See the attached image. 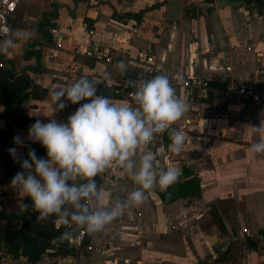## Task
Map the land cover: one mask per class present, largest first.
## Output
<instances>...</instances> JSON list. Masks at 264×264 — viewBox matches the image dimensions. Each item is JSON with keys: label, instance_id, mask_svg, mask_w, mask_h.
<instances>
[{"label": "crops", "instance_id": "0c3cea01", "mask_svg": "<svg viewBox=\"0 0 264 264\" xmlns=\"http://www.w3.org/2000/svg\"><path fill=\"white\" fill-rule=\"evenodd\" d=\"M233 1L183 0L189 5L188 15L184 16L182 10L179 20L169 21V0H22L14 13L15 29L0 41L13 39L16 43L15 48L0 50V54L6 61L4 74L12 104L30 119L25 128L14 127V137L24 140L21 146L13 139L11 148H17L18 158H27L29 148L38 157H46V150L27 136L36 120L47 123L48 116L53 115L49 95L53 88L67 87L87 77L96 82L98 94L117 102L99 87L118 84L150 53L158 66L172 64L183 73H201L209 82L211 96L210 105L198 99L187 101L189 110L177 122L190 128L204 120L205 130L196 144L174 154L181 164L179 180L196 179L198 193L165 204L155 190L148 204L126 210L104 232H85L83 244L96 245L91 253L58 256L56 264L60 260L67 264H264V250L250 239L245 238L241 244L236 241L243 238V227H264V156L249 151L250 144L259 139L249 126L259 125L264 106L254 108L222 98L223 89L231 81L264 82V7ZM156 3H161L160 7L143 14L140 21L133 15ZM54 5H58L57 17L46 29H56L59 41L51 33L52 41L47 42L38 21L49 15ZM69 8L74 9V16ZM173 23L177 28L170 37ZM17 30L27 33V38L18 39L13 35ZM242 35L252 43L250 49L242 45ZM33 41L41 44L31 46L40 50L39 60L24 55V46ZM92 47L103 49L106 57L86 56L85 51ZM120 61L127 64L126 73L116 67ZM105 73L110 74L108 79ZM65 103L64 110L54 113L58 122L66 123L77 110L67 100ZM4 116V103L0 101V129L7 126ZM7 168L0 151V208L9 212L27 203L12 185L13 177L5 174ZM99 178L109 202L119 197L101 186L104 180L133 182L124 170L115 179L105 175ZM61 223L54 218L56 228ZM172 224L177 228L171 229ZM21 225L20 219H0L1 264H31L22 255L13 258L7 250L9 230H18ZM78 230L73 228L72 235Z\"/></svg>", "mask_w": 264, "mask_h": 264}, {"label": "clouds", "instance_id": "9594fccd", "mask_svg": "<svg viewBox=\"0 0 264 264\" xmlns=\"http://www.w3.org/2000/svg\"><path fill=\"white\" fill-rule=\"evenodd\" d=\"M13 35L26 39L28 34L17 30ZM13 39L0 43V50L15 48ZM116 67L127 72V64L120 61ZM105 73L104 78H109ZM135 89L134 103L114 102L98 94L96 82L81 77L67 87L53 88V115L48 122L41 120L30 125L27 139L40 144L46 157H38L32 148L28 157L20 159L17 148L10 155L20 164L21 171L12 179V185L31 200V209L38 213L37 221L56 217L68 229L52 242L72 238V229H82L89 235L102 233L126 210L140 207L154 190L166 192L180 178L176 167L157 169L155 155L145 149L158 135L167 133V150L179 155L185 146L186 135L174 127L189 110L187 101L178 96L167 74L151 79L129 80ZM72 105H80L66 123L58 122L54 113ZM85 101L84 103H81ZM260 123L249 128L259 139L250 144L249 151L264 156V112ZM14 143L23 146L20 136ZM124 170L136 187L125 199L111 202L97 182V178L112 167ZM28 211V206L21 204Z\"/></svg>", "mask_w": 264, "mask_h": 264}, {"label": "built area", "instance_id": "2783aa9c", "mask_svg": "<svg viewBox=\"0 0 264 264\" xmlns=\"http://www.w3.org/2000/svg\"><path fill=\"white\" fill-rule=\"evenodd\" d=\"M22 0H0V41L10 35L15 29L14 13L18 9V6ZM177 28L175 23L171 24L170 31L168 32L170 37L174 36V32ZM51 33L55 34L56 42L58 39V32L56 29L52 28ZM242 42L246 48L250 49L252 43L242 35ZM171 47V44H168ZM31 49V48H30ZM86 56L102 58L106 57L103 49L99 47H92L85 51ZM109 61L108 58L105 59ZM158 66L154 54H147L144 56L141 64L129 75L125 76L120 82L114 86L105 87L104 85L99 87V90L103 93L115 97L118 101L125 100L129 103H134V91L135 89L128 85L129 80L137 79H151L152 77L159 74H167L170 78L172 86L176 89L178 96L183 97L186 101L203 100L207 97L208 93V82L207 79L199 72H185L183 73L181 69L177 66ZM6 68V61L2 58L0 54V81L2 79V73ZM227 71L230 70L229 66H226ZM222 98L224 100H239L244 104L252 106L254 108H260L264 106V82H259L253 79H247L243 81H231L222 91ZM82 101L81 103H84ZM182 130L186 135L185 146L195 145L198 141L200 135L203 134L205 130L204 120L197 122L194 127H186L185 125H174ZM170 139L167 133L158 135L154 138L152 143L148 146L145 151H152L155 155V166L157 169L162 166L167 167H177L180 169L181 164L178 160L174 159V154L167 150V146L170 143ZM184 146V147H185ZM181 170V169H180ZM122 171L119 167H112L110 170L104 173L107 178L115 179L119 173ZM102 175V176H103ZM182 175V170H181ZM177 226L172 224L171 229H176ZM242 235L246 239H250L259 249L264 250V227L261 229H251L245 226L241 229ZM85 235V231L82 229L78 230V233L73 236L68 243L73 248V255L81 253H91L96 245L86 243L83 244L82 240ZM65 260L67 258H64ZM67 261V260H66ZM59 262V260H58ZM67 264L63 260H60L59 264ZM38 264V263H33ZM58 264V263H57ZM78 264V263H72Z\"/></svg>", "mask_w": 264, "mask_h": 264}, {"label": "trees", "instance_id": "16d2710c", "mask_svg": "<svg viewBox=\"0 0 264 264\" xmlns=\"http://www.w3.org/2000/svg\"><path fill=\"white\" fill-rule=\"evenodd\" d=\"M75 2L77 0H74ZM246 3H255L259 8L264 7V0H243ZM161 3H156L150 6H145L133 15L138 21H140L143 14L148 11L159 8ZM57 7L54 5L49 15L44 14L38 21V29L42 33L47 42L52 41L51 32L46 27L53 26L52 19L57 17ZM211 8H208L210 10ZM69 12L74 16V9L69 8ZM41 45L40 42L33 41L32 43L24 46V55H33L35 59L39 60L40 50L32 49L33 45ZM31 48V50H29ZM2 73V79L0 86L2 94L0 95V101L4 103V118L6 119V128L0 129V151L4 155V162H6L7 170L6 175L13 177L18 171H21L20 164L10 156L9 149L12 147L14 137V127L25 128L30 119L27 115L20 113L14 108L12 104V98L8 91L9 80L6 79L4 72ZM209 84V82H208ZM223 85V84H221ZM224 86V85H223ZM207 104H211L210 92L207 93V97L203 99ZM80 105H75L78 108ZM2 179H0V182ZM97 182H100V178H97ZM199 190V185L196 179L179 180L166 192L156 190V193L160 197L161 201L165 204L172 202L178 197H187L188 195H196ZM2 191V190H1ZM28 211H25L22 207L14 211H6L4 207L0 208V219L4 218L7 222L12 219L22 220L21 228L18 230H9L8 232V248L7 250L13 254V258L20 255L26 257V260L38 264H56L58 256L71 255L73 252L72 246L68 243V240L59 241L53 243L52 241L61 236V234L68 230L63 223L57 228L54 224V218L48 220L37 221L38 213L31 209V200L26 198ZM1 264V263H0Z\"/></svg>", "mask_w": 264, "mask_h": 264}, {"label": "water", "instance_id": "95a60500", "mask_svg": "<svg viewBox=\"0 0 264 264\" xmlns=\"http://www.w3.org/2000/svg\"><path fill=\"white\" fill-rule=\"evenodd\" d=\"M233 3L237 5H244V6L247 5L245 1L243 0H236V1H233ZM213 5L214 4H199V6H204V7L213 6ZM250 5H253V3H251ZM184 7L185 6L183 3V0H169L166 18L169 21L179 20L181 17V12L184 9ZM121 182L122 181H112L111 182L110 180H104L101 186L104 188H112L114 186L121 184Z\"/></svg>", "mask_w": 264, "mask_h": 264}, {"label": "rangeland", "instance_id": "374dc122", "mask_svg": "<svg viewBox=\"0 0 264 264\" xmlns=\"http://www.w3.org/2000/svg\"><path fill=\"white\" fill-rule=\"evenodd\" d=\"M184 6L185 7L183 9V13H184V16H187L188 15V11H189V5L186 2V4H184ZM135 187H136V185L133 182H126V184H121V185H118V186H116L114 188L112 187V188H109V189H111V192H113L114 194H117V196L120 199H125L128 196V194L131 191L134 190ZM105 189H108V188H105ZM153 192H152L151 196H154ZM148 200L150 201V198ZM145 203L148 204V201H146ZM244 239H245V237L243 236V238L242 237H239L236 241H239V243L241 244V242L244 243L243 242ZM256 249L258 250L257 247H256Z\"/></svg>", "mask_w": 264, "mask_h": 264}]
</instances>
